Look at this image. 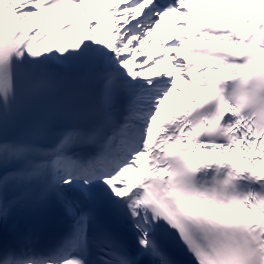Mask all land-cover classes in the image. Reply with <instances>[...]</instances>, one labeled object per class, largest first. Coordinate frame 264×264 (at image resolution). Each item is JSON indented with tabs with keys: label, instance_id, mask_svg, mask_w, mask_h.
I'll return each mask as SVG.
<instances>
[{
	"label": "snow or ice",
	"instance_id": "1",
	"mask_svg": "<svg viewBox=\"0 0 264 264\" xmlns=\"http://www.w3.org/2000/svg\"><path fill=\"white\" fill-rule=\"evenodd\" d=\"M190 5L0 0V264H264V0Z\"/></svg>",
	"mask_w": 264,
	"mask_h": 264
},
{
	"label": "bare ground",
	"instance_id": "2",
	"mask_svg": "<svg viewBox=\"0 0 264 264\" xmlns=\"http://www.w3.org/2000/svg\"><path fill=\"white\" fill-rule=\"evenodd\" d=\"M207 0H194V5H190L193 15L197 16V13L199 14L201 11V8L206 5ZM104 3V0H102V5ZM149 55H152L153 57L160 54L159 45L156 42H153V45L148 48ZM163 67V65L159 66ZM178 86L184 90V95L188 94L187 90V84L184 83V81L180 78H177ZM183 96L177 95L175 92L173 95L168 99V101L165 102V105L162 107L161 111V117H164L171 113V111L174 108H178L181 105V98ZM135 176L138 177L139 174L135 173Z\"/></svg>",
	"mask_w": 264,
	"mask_h": 264
}]
</instances>
